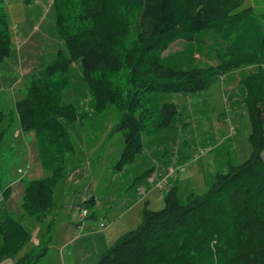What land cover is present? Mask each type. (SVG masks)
I'll list each match as a JSON object with an SVG mask.
<instances>
[{
  "label": "trees",
  "instance_id": "16d2710c",
  "mask_svg": "<svg viewBox=\"0 0 264 264\" xmlns=\"http://www.w3.org/2000/svg\"><path fill=\"white\" fill-rule=\"evenodd\" d=\"M245 1L54 0L64 48L28 74L26 95L15 104L21 129L36 133L47 173L25 182L24 215L42 221L55 209L58 186L76 152L69 126L85 114L79 104L88 92L95 110L115 105L121 116L125 147L117 167L123 169L143 152L145 136L174 122L179 110L172 94L205 91L216 78L257 66L240 80L252 124L250 156L230 163L204 193H190L185 201L173 185L165 206L146 208L142 223L94 264H264V23L252 6L243 7ZM205 30L225 41L216 49V64L175 68L161 61L172 43L195 40ZM12 45L10 17L0 6V63L11 56ZM78 62L84 86L74 77ZM12 119L13 113L0 108V147ZM11 192L12 186L4 189V198ZM96 203L92 197L80 206ZM32 238L22 217L6 212L0 220V263ZM49 249L46 244L25 252L15 264H41Z\"/></svg>",
  "mask_w": 264,
  "mask_h": 264
},
{
  "label": "rangeland",
  "instance_id": "374dc122",
  "mask_svg": "<svg viewBox=\"0 0 264 264\" xmlns=\"http://www.w3.org/2000/svg\"><path fill=\"white\" fill-rule=\"evenodd\" d=\"M53 2L0 0L13 34L12 54L0 63V108L13 113L12 127L0 147V220L9 211L12 217L21 216L33 233L22 251L0 264H15L25 252L39 251L46 244L50 249L41 264H94L142 223L146 208H163L173 185H179V196L185 201L190 193H204L230 163L239 164L251 154L252 124L240 80L257 66L216 78L205 91L172 94L179 110L174 122L145 136L143 152L123 169L117 167L125 147L121 116L115 105L95 110L88 92L79 104L80 113L85 114L69 126L76 152L70 155L68 177L58 186L55 209L42 221L24 215L25 182L47 173L36 133L21 129L15 104L26 95L28 74L50 63L64 48ZM249 6L264 23V0H246L243 7ZM224 43L213 30L201 31L195 40L172 43L161 61L175 68L213 65L216 49ZM80 66L75 64L74 77L84 86ZM150 169L155 171L148 176L145 172ZM9 186L12 192L5 199L3 191ZM92 197L97 203L88 209L94 217L89 215L81 226L80 204Z\"/></svg>",
  "mask_w": 264,
  "mask_h": 264
},
{
  "label": "built area",
  "instance_id": "2783aa9c",
  "mask_svg": "<svg viewBox=\"0 0 264 264\" xmlns=\"http://www.w3.org/2000/svg\"><path fill=\"white\" fill-rule=\"evenodd\" d=\"M89 209L88 208H86V207H82L81 208V212H80V214H79V223H80V225L82 226V224H83V222H84V220L86 219V218H88V216H89ZM103 227L105 226L103 223L101 224Z\"/></svg>",
  "mask_w": 264,
  "mask_h": 264
},
{
  "label": "crops",
  "instance_id": "0c3cea01",
  "mask_svg": "<svg viewBox=\"0 0 264 264\" xmlns=\"http://www.w3.org/2000/svg\"><path fill=\"white\" fill-rule=\"evenodd\" d=\"M84 226H85V224H84Z\"/></svg>",
  "mask_w": 264,
  "mask_h": 264
}]
</instances>
